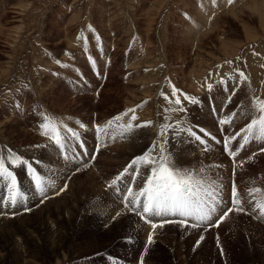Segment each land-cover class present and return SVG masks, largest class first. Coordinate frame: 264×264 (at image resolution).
I'll return each instance as SVG.
<instances>
[{"label":"rangeland","instance_id":"374dc122","mask_svg":"<svg viewBox=\"0 0 264 264\" xmlns=\"http://www.w3.org/2000/svg\"><path fill=\"white\" fill-rule=\"evenodd\" d=\"M262 4L0 0V158L23 194L11 205L0 179L9 231H0V264H264V139L259 123L247 142V131L236 135L264 116ZM212 8L221 14L209 25ZM154 128L142 150L125 152ZM154 144V156L200 182L209 220L141 219L126 207L151 169L137 160L112 182ZM9 149L34 172L9 161Z\"/></svg>","mask_w":264,"mask_h":264},{"label":"snow or ice","instance_id":"6c2138e0","mask_svg":"<svg viewBox=\"0 0 264 264\" xmlns=\"http://www.w3.org/2000/svg\"><path fill=\"white\" fill-rule=\"evenodd\" d=\"M215 2V0H213ZM231 2V0H229ZM91 27V26H89ZM79 38V37H78ZM59 63V62H58ZM211 87V86H210ZM175 90L173 91V95L176 94ZM186 99L191 100L190 97H185ZM167 99V97H166ZM181 101L179 99L175 100V104L180 105ZM181 111L183 109H180ZM261 110L264 111V105L261 106ZM134 111V110H129ZM48 118L45 117V120ZM115 120H119L120 117L114 118ZM135 119V116L132 117ZM228 121H221V123H227ZM260 124V128L258 131V136L256 138L264 139V116L260 117V120H253L246 126V129H241L239 133L236 135L239 136L241 133L247 131L250 135L243 137L245 142H247L253 133L254 126ZM109 125L112 124V121L108 122ZM151 124V122H146L143 125H139V127H144ZM47 123L42 124V128H46ZM133 126L129 123L126 131H131ZM187 131L195 135L191 132V129H187ZM42 134H47L46 132H42ZM196 139H200V137H196ZM235 137H229L225 141V149H229V143ZM56 142L59 144V137L56 138ZM203 142V141H201ZM243 145H241L242 147ZM159 148V145L154 144L151 149L146 151L142 156L137 157L132 161V164L129 165V168L124 170V173L117 176L116 179L112 182L113 185L118 183L125 175L130 168L136 167V161L139 160L143 165L148 166L151 169L150 174L145 181V186L140 189L138 193L133 195L132 188L128 189V196L125 197L126 207L129 208L130 211L136 212L137 215L141 217V219H147L149 216H164L167 214H178L181 217H194L196 221H205L210 219V215L213 211H215L212 207H205L204 204L197 199L195 192V185L200 183L199 181H193L192 176L189 174L188 176L182 175V170L176 169L172 166L171 162L167 159V157L154 156L153 153ZM9 161H11L15 166H27V171L32 174L34 172L32 165L19 155H15L9 149ZM231 156H235V152H229ZM14 157V159H13ZM137 175L139 173L137 172ZM0 179H3L7 182L9 197L8 201L11 205L15 206L20 200L23 199V194L20 190V186L17 181V177L13 171H10L8 167L5 166V161L3 158H0ZM33 180L35 181L36 190L44 194V187L42 186V181L37 179L35 175H33ZM233 195V204L237 205L235 208L236 211H242L243 209L239 207L240 200L237 198V189L235 185L232 188ZM129 196L131 197V201H129ZM43 202V201H41ZM260 209L262 215H264V205H257ZM26 211L28 209H25ZM233 209L229 208L227 212L224 213L220 219H224L228 215L229 212H232ZM151 222V221H148ZM185 221H182L184 223ZM198 226V225H193ZM153 228L156 227L155 224L152 225ZM149 242L152 241V235L149 234L148 237Z\"/></svg>","mask_w":264,"mask_h":264},{"label":"bare ground","instance_id":"6f19581e","mask_svg":"<svg viewBox=\"0 0 264 264\" xmlns=\"http://www.w3.org/2000/svg\"><path fill=\"white\" fill-rule=\"evenodd\" d=\"M254 1V0H253ZM249 2V1H248ZM248 4V3H247ZM246 4V5H247ZM252 4H253V2H252ZM246 5H244V6H246ZM264 8V4H262V9ZM218 9V8H217ZM215 10H216V8L214 9V8H212L211 9V12L208 14V16L205 18V22L206 21H208V20H210V22H209V25H212L213 23H214V21H215V19H217L219 16H220V14L219 15H217L216 16V14H215ZM217 12H220V11H218L217 10ZM201 13H203L202 11H199L198 12V14H201ZM216 17V18H215ZM215 18V19H214ZM212 29H208L207 31H206V34L209 32V31H211ZM4 33V31L3 30H0V34H3ZM153 127H155V126H153ZM155 129V128H154ZM139 132V131H138ZM156 132V129L155 130H146L144 133H142V132H140V133H142L138 138H135L136 139V142H137V144H131V145H129V147L128 148H126V149H124L125 150V152H127L128 154L129 153H136V152H138V151H140V150H142L146 145H145V143L148 141V139H149V137L150 136H152V134H154ZM129 135V134H128ZM129 138H130V136H129ZM151 140H152V138H150ZM151 140H149V141H151ZM162 140H163V138H162ZM165 140V139H164ZM124 142V141H123ZM127 142V141H126ZM133 142H135V141H133ZM135 142V143H136ZM158 142V141H157ZM165 142V141H164ZM120 143H122V142H120ZM119 143V144H120ZM151 143V142H150ZM149 143V144H150ZM161 144H163L162 142H160ZM167 143V142H166ZM118 144V145H119ZM123 144V143H122ZM115 145V144H114ZM116 145H117V143H116ZM126 145V144H125ZM128 145V144H127ZM126 145V146H127ZM145 145V146H144ZM162 146V145H161ZM164 146V145H163ZM47 149V148H46ZM48 153V152H47ZM53 153V152H52ZM127 154V155H128ZM46 157V156H45ZM48 157H49V155H48ZM131 157V156H130ZM49 158H51V156L49 157ZM49 163V162H48ZM127 163V162H126ZM107 181V180H106ZM104 183H106V182H104ZM104 186V185H103ZM62 200H60L59 201V199L57 200V199H55L53 202H52V205L54 204L55 205V203H59L60 204V202H61ZM65 204H66V202H64ZM56 205V206H54V209L55 210H58V209H60L61 207H62V205ZM9 215V214H8ZM118 216V215H117ZM3 217H5V216H3ZM2 217V218H3ZM7 217V216H6ZM1 221V220H0ZM31 221H28V220H26V219H22L21 220V227H26V226H28V223H30ZM4 223H5V221H4ZM19 224V225H20ZM5 230V228H3V229H0V231H3L5 234L6 233H9V231L8 230H6V231H4ZM48 234H49V232H48ZM54 241V240H53ZM50 243V242H49ZM22 246V245H21ZM53 246V245H52ZM14 249V248H13ZM3 253V252H2ZM21 252H14V258L16 259V260H21V259H23L21 256V254H20ZM6 254V253H5ZM21 264H23V263H21Z\"/></svg>","mask_w":264,"mask_h":264}]
</instances>
